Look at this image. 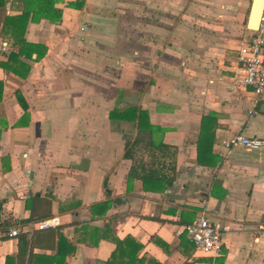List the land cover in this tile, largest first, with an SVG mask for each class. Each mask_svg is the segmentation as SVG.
Masks as SVG:
<instances>
[{"label": "crops", "instance_id": "0c3cea01", "mask_svg": "<svg viewBox=\"0 0 264 264\" xmlns=\"http://www.w3.org/2000/svg\"><path fill=\"white\" fill-rule=\"evenodd\" d=\"M251 2L47 0L0 34L2 62L38 46L0 66V264L20 263L10 228L52 216L22 264H95L126 237L160 264H264V151L219 144L264 139V93L230 87ZM201 212L228 226L216 257L175 232Z\"/></svg>", "mask_w": 264, "mask_h": 264}, {"label": "built area", "instance_id": "2783aa9c", "mask_svg": "<svg viewBox=\"0 0 264 264\" xmlns=\"http://www.w3.org/2000/svg\"><path fill=\"white\" fill-rule=\"evenodd\" d=\"M236 60L240 66L241 75L231 79L230 87H250L256 94L264 93V6L258 29L241 41ZM219 144L226 151L235 146L264 151V139L239 133L222 139ZM35 224L39 230L54 227L59 224V218L52 216L37 220ZM227 231L226 224L213 221L206 213L201 212L192 222L179 224L175 232L177 235L186 234L197 251L216 257L221 252L224 234ZM21 232L23 231L20 226H13L9 229L8 235L17 237ZM195 264L212 263L199 261Z\"/></svg>", "mask_w": 264, "mask_h": 264}, {"label": "trees", "instance_id": "16d2710c", "mask_svg": "<svg viewBox=\"0 0 264 264\" xmlns=\"http://www.w3.org/2000/svg\"><path fill=\"white\" fill-rule=\"evenodd\" d=\"M25 2V7L23 8L22 14L13 17V16H6L0 31V34L9 40L10 36H17L22 35L27 19L29 18L30 12L31 13V20H37L42 15L43 11H45L47 8H44L43 5H47V0H39L40 5L38 8L30 7L28 2H34L36 0H21ZM53 0H48V6L51 5ZM4 4V0H0V7ZM53 10L51 8H48V19L53 20L52 17ZM57 17L59 18V15L57 14ZM12 41V43L18 46L17 52H11L8 56V59L6 62L0 61V66L6 70L12 71L16 74H19V71L15 67L18 63V56L19 55H26V57H30L31 51L35 48L37 49L38 46L25 43L22 39ZM39 58V56H37ZM53 232L54 229L49 227L41 230H36L33 232V234L28 235L25 232H21L17 235L18 237V251L16 255L11 256L17 258L18 261H20L19 264H22V261L27 256V263H29L32 258L35 256L31 255L30 249L35 244L34 239L41 238V234L48 233V238H53ZM35 237V238H33ZM60 237V234H59ZM115 248L111 252L109 258L105 261H97L95 264H160L156 259L146 255L142 254L140 255V250L142 248L141 244L135 241L134 239L130 237H126L123 239L114 238L113 239ZM61 254V253H60ZM30 258V260H28Z\"/></svg>", "mask_w": 264, "mask_h": 264}, {"label": "water", "instance_id": "95a60500", "mask_svg": "<svg viewBox=\"0 0 264 264\" xmlns=\"http://www.w3.org/2000/svg\"><path fill=\"white\" fill-rule=\"evenodd\" d=\"M264 6V0H252L247 25L251 30H257Z\"/></svg>", "mask_w": 264, "mask_h": 264}]
</instances>
